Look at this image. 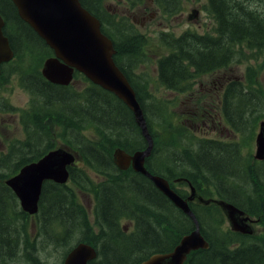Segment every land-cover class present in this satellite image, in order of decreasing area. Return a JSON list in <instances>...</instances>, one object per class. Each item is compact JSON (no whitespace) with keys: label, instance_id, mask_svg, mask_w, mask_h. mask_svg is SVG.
<instances>
[{"label":"trees","instance_id":"1","mask_svg":"<svg viewBox=\"0 0 264 264\" xmlns=\"http://www.w3.org/2000/svg\"><path fill=\"white\" fill-rule=\"evenodd\" d=\"M125 2L132 7L138 4L135 0ZM153 2L168 16L182 7V0ZM4 3L12 13L10 16L0 7L3 32L15 60L6 69L3 66L0 79L18 75L29 102L26 109L6 108L20 113L24 139L0 153V168H11L7 176L15 175L24 165L59 147L55 138L77 153L79 160L69 168L66 185L43 184L34 218L19 209L14 194L4 184L6 177L0 179V264L15 261L17 252L23 254V264L41 263L31 235L64 248L61 259L77 243L93 246L97 256L88 264H140L154 254L172 251L193 230V222L148 178L130 168L120 171L112 161L111 152L116 147L127 153L146 147L132 112L113 94L78 73L74 79L86 82L80 92L72 84L61 87L48 83L38 66L52 51L42 40L35 38L34 42L28 34L33 32L18 17L12 2ZM80 3L100 22L102 33L112 41L116 50L114 63L128 80L142 109L153 139L146 169L166 179L182 198L188 197L189 185L204 199H209V191L213 190L219 199L255 217L263 227L260 237L237 235L226 226L218 206L191 202L190 209L209 246L191 252L184 264H264V251L258 250L260 246L264 249V161L253 159L250 148L246 155L242 151L244 144L252 146L258 121L264 117V89L256 79L255 67L247 66L237 77H230L228 69L264 59V0H206L204 10L213 23L211 32L187 30L178 37L169 33L158 37L168 53L155 61L157 88L192 92L196 79L227 73L225 79L221 78L223 86L219 85L216 99L221 102L225 123L232 133H239L236 142L199 137L181 120L178 123L171 103L154 95L148 81L137 71L148 61L146 38L127 17L108 12L102 0ZM35 55L39 57L37 67L31 63ZM23 59L29 63L24 70ZM203 117L206 118L205 114ZM89 129L91 137L84 135ZM24 150L30 151V155H25ZM81 196L92 199L93 223ZM249 239L258 242L250 244L253 241Z\"/></svg>","mask_w":264,"mask_h":264},{"label":"water","instance_id":"2","mask_svg":"<svg viewBox=\"0 0 264 264\" xmlns=\"http://www.w3.org/2000/svg\"><path fill=\"white\" fill-rule=\"evenodd\" d=\"M10 1L19 18L53 51L54 56L42 64L43 78L53 85L66 87L71 84L74 73H80L92 84L112 93L132 112L146 147L132 154L122 149L115 150L113 162L117 168L125 171L131 167L135 173L148 178L175 208L193 222V230L183 236L172 251L154 254L140 264H184L191 252L208 248V242L189 206L195 199L203 205H217L232 231L242 235L253 234L248 224L251 219L234 205L223 200L203 199L192 186L190 195L184 199L170 187L166 179L146 170L145 160L151 155L153 139L142 109L127 79L113 61L116 51L112 42L102 34L99 21L81 7L79 0ZM3 27L4 21L0 15V64L13 57L8 38L2 33ZM77 158L76 153L66 148L49 151L38 161L22 167L16 175L5 181V185L13 192L24 213L36 215L43 183L51 181L59 185L66 184L69 179L68 168L74 165ZM253 158L264 161V120L258 124ZM96 256L92 246L78 243L65 256L63 264H88Z\"/></svg>","mask_w":264,"mask_h":264},{"label":"rangeland","instance_id":"3","mask_svg":"<svg viewBox=\"0 0 264 264\" xmlns=\"http://www.w3.org/2000/svg\"><path fill=\"white\" fill-rule=\"evenodd\" d=\"M135 1L138 4L134 7L130 6L125 0H102V5L113 15L127 17L130 23L134 25L135 29L144 36V39L146 38L148 45L145 48V52H147L148 61H146V64L137 71L138 73L143 74L145 77L144 80L148 81L149 90L154 95L170 102V109L177 119V122L180 123L181 120L182 125L189 128L195 135L213 140H220L222 142L238 141L240 137L238 135L239 133H232L230 127L225 123L220 110L221 102L216 99L218 97V91L221 90L220 86H223V84L220 83H223V79L228 76L227 73L206 74V76L196 79L191 87L192 92L178 93L176 91L171 92V90H165L161 87L157 88L158 78L155 61L161 55L168 53V50H166L160 43V38L158 39L159 35L162 33H169L172 37H178L187 30L197 33L211 32L213 23L204 10L206 0H182L181 10L172 16L164 14L159 7L154 4L153 0ZM248 4L253 6V3L251 2H248ZM0 7L2 9L4 8L9 15L12 13L11 10L5 6L4 0H0ZM192 11L195 12V15L189 18ZM21 62L23 63L24 70V67L29 63L24 62V59ZM38 62L39 57L35 55L32 58L31 63L32 65H36ZM42 62L43 60L39 63V70L41 69ZM262 62H264V59H260L258 62L249 61L243 64L233 65L231 68H228L230 69L229 75L230 77H237L244 72L247 66H253L256 69V79L260 81L264 89V65H262ZM35 67H37V65ZM260 67H262V69H260ZM222 76L223 79H221ZM20 85L16 74L7 77L3 76L0 79V152L3 153L7 152L11 144L24 139V133L20 124V113L15 110L8 111L6 109L11 107L20 110L26 109L29 102V95ZM72 85L75 90L80 92L85 87L86 82L81 79H75ZM204 114L206 118L203 117ZM252 119L253 118L249 119L250 122H252ZM261 120H264V117L260 118L258 124ZM257 132L258 126L256 127L252 146H250L249 143L243 145L242 151L245 155L250 148L252 157L254 156L255 136ZM90 133L91 129L86 130L84 135L91 137L92 135ZM55 140H57L56 147L62 146V142L59 138H55ZM117 149L118 148H115L114 150L112 149L113 154ZM14 159H17V157ZM10 162L12 163L13 161ZM12 170L13 169L11 168H0V179L4 177H6V179L9 178L7 175ZM175 188L183 190L185 187L175 186ZM209 193L210 198H216L213 190H210ZM187 194L189 196V189H187ZM80 198L83 202V206L86 207L84 208L88 213L90 222L93 223L92 199L88 196H81ZM204 213L205 212L202 214ZM252 218L256 219L255 217ZM225 223L228 227L229 224L227 220ZM256 228L258 233L256 234V232L253 231V234L251 235L252 238L255 236L260 237L263 231V227L260 224L255 225L253 229L255 230ZM33 233L31 232V234ZM33 238L34 237L31 235L30 241L35 242V255L41 263L58 264L62 261L61 256L65 250L64 248L56 247L53 244H47L46 242L50 240L46 241L44 238H34V240ZM253 242L250 244H253ZM23 247L24 246L21 243L20 248ZM25 250L26 249H24V251ZM16 255L17 257L15 261H6L5 264H23L24 260L21 259L23 254L20 255L17 252Z\"/></svg>","mask_w":264,"mask_h":264},{"label":"flooded vegetation","instance_id":"4","mask_svg":"<svg viewBox=\"0 0 264 264\" xmlns=\"http://www.w3.org/2000/svg\"><path fill=\"white\" fill-rule=\"evenodd\" d=\"M28 34H29V36L31 37V39L34 41V42H36L39 38H38V36L35 34V33H31V32H28ZM37 40H36V39ZM14 59H15V56H14ZM8 64H10V63H7V64H3L0 68H1V71L3 70V66L4 65H8ZM9 76H11L10 74H9ZM30 151H28V150H24V154L25 155H30ZM49 182H51V181H49ZM51 183H53V182H51ZM55 184V183H54ZM40 200V199H39ZM38 209H39V201H38ZM23 212V211H22ZM24 213V212H23ZM30 218H34V217H32V216H29ZM257 224H259V222H258V220H256V219H252V221L250 222V227L253 229L254 227H255V225H257ZM232 231V230H231ZM253 231H255L256 232V234L258 233V230H257V228L254 230L253 229ZM235 234H237V235H241V236H247V235H242V234H240V233H237V232H234ZM251 236V235H250ZM250 241H254L253 243H257L258 241L255 239V240H252V239H249ZM261 248H259L258 250L260 251V252H263L264 251V249L262 248V246H260Z\"/></svg>","mask_w":264,"mask_h":264},{"label":"bare ground","instance_id":"5","mask_svg":"<svg viewBox=\"0 0 264 264\" xmlns=\"http://www.w3.org/2000/svg\"><path fill=\"white\" fill-rule=\"evenodd\" d=\"M215 187V186H214Z\"/></svg>","mask_w":264,"mask_h":264}]
</instances>
